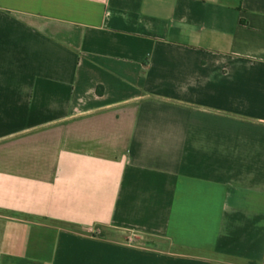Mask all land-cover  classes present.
I'll return each instance as SVG.
<instances>
[{
    "label": "crops",
    "instance_id": "crops-1",
    "mask_svg": "<svg viewBox=\"0 0 264 264\" xmlns=\"http://www.w3.org/2000/svg\"><path fill=\"white\" fill-rule=\"evenodd\" d=\"M0 264H264V0H0Z\"/></svg>",
    "mask_w": 264,
    "mask_h": 264
},
{
    "label": "rangeland",
    "instance_id": "rangeland-1",
    "mask_svg": "<svg viewBox=\"0 0 264 264\" xmlns=\"http://www.w3.org/2000/svg\"><path fill=\"white\" fill-rule=\"evenodd\" d=\"M121 235H123V234H121ZM130 237L133 239L134 238V236H132V235H130ZM143 241H146V238H143L142 239Z\"/></svg>",
    "mask_w": 264,
    "mask_h": 264
}]
</instances>
